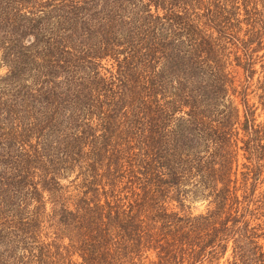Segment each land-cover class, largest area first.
Returning a JSON list of instances; mask_svg holds the SVG:
<instances>
[{
    "label": "trees",
    "instance_id": "obj_1",
    "mask_svg": "<svg viewBox=\"0 0 264 264\" xmlns=\"http://www.w3.org/2000/svg\"><path fill=\"white\" fill-rule=\"evenodd\" d=\"M259 109L264 0H0V264H264Z\"/></svg>",
    "mask_w": 264,
    "mask_h": 264
},
{
    "label": "rangeland",
    "instance_id": "obj_2",
    "mask_svg": "<svg viewBox=\"0 0 264 264\" xmlns=\"http://www.w3.org/2000/svg\"><path fill=\"white\" fill-rule=\"evenodd\" d=\"M255 101V99H251L250 102ZM256 115L258 120H263L264 119V112H262L260 109L256 111ZM190 206H191V211L193 213H198L204 210L205 208V203L202 201H190ZM229 251L227 252L226 256H228Z\"/></svg>",
    "mask_w": 264,
    "mask_h": 264
}]
</instances>
